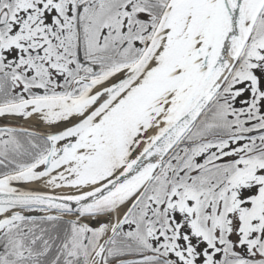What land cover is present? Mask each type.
Segmentation results:
<instances>
[{"label": "snow or ice", "instance_id": "snow-or-ice-1", "mask_svg": "<svg viewBox=\"0 0 264 264\" xmlns=\"http://www.w3.org/2000/svg\"><path fill=\"white\" fill-rule=\"evenodd\" d=\"M0 264H264V0H0Z\"/></svg>", "mask_w": 264, "mask_h": 264}]
</instances>
